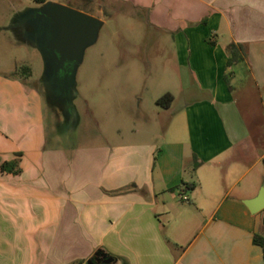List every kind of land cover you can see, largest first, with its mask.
Masks as SVG:
<instances>
[{"label":"crops","instance_id":"1","mask_svg":"<svg viewBox=\"0 0 264 264\" xmlns=\"http://www.w3.org/2000/svg\"><path fill=\"white\" fill-rule=\"evenodd\" d=\"M11 1L10 50L0 55V264H264L254 242L264 209L245 204L264 188V0H104L96 11L97 0H82L103 22L104 9L136 12L183 63L179 101L169 86L160 92L173 101L157 111L156 132L87 146L58 129L77 117L42 53L37 5L48 0ZM26 51L43 57V81ZM233 52L240 59L228 66ZM135 70L105 68L107 88L139 83ZM107 105L123 113L126 103ZM14 160L19 173L2 170Z\"/></svg>","mask_w":264,"mask_h":264},{"label":"rangeland","instance_id":"2","mask_svg":"<svg viewBox=\"0 0 264 264\" xmlns=\"http://www.w3.org/2000/svg\"><path fill=\"white\" fill-rule=\"evenodd\" d=\"M35 4L33 0H21ZM11 0H0V55L4 56L10 50L5 48L7 32L4 29L9 15L7 5ZM19 3L20 1H15ZM60 5L82 11V0H48ZM94 11L104 6V0H97ZM43 5V4H42ZM42 5H37L42 7ZM85 12V11H83ZM162 36V35H160ZM159 35L150 27L137 20L136 12L130 9H104V23L99 30L96 42L87 46L83 51L81 63L77 66L73 82L70 86L66 81L62 87L70 88L68 100L71 110L75 112L77 122L75 128L67 124H59L60 132L73 135L71 140L81 146L100 145L106 142L135 141L148 138L145 130L156 132L157 111H163L157 104L162 95V87H170L176 92L178 100L181 97L180 67L181 59L174 56L170 50L169 41L157 44ZM11 46V45H9ZM13 46V45H12ZM13 49V47H9ZM27 52V51H26ZM27 55L34 67V78L41 82L45 76V62L39 52ZM26 66L29 67L27 63ZM128 67L139 70V83L130 81L127 88L118 87V91L107 88L105 68ZM170 68V70H165ZM134 72V71H133ZM19 73V72H18ZM21 73V72H20ZM20 75V74H19ZM136 77V74H130ZM136 81V80H135ZM54 97V96H53ZM117 97L126 103L123 113L119 109L108 106L110 100ZM57 107L56 99H54ZM51 116V115H50ZM93 116L97 117L96 122ZM49 117V116H48ZM166 114L163 119H166ZM101 130L102 134L97 135ZM264 164V162H262ZM262 164V165H263Z\"/></svg>","mask_w":264,"mask_h":264},{"label":"water","instance_id":"3","mask_svg":"<svg viewBox=\"0 0 264 264\" xmlns=\"http://www.w3.org/2000/svg\"><path fill=\"white\" fill-rule=\"evenodd\" d=\"M39 14L43 18V26L50 29L52 37L43 40L41 47L42 53L48 62V76L56 74L54 83H58V74L66 68L68 71L67 79L70 86L74 79L77 66L81 63L84 49L96 42L99 30L103 21L89 13L79 11L68 6L54 2H45L39 8ZM67 90L69 94V89ZM245 204L252 213H258L264 209V188L260 189L258 196L254 199L246 200ZM112 258L106 260L111 262ZM89 264H94L89 261Z\"/></svg>","mask_w":264,"mask_h":264},{"label":"trees","instance_id":"4","mask_svg":"<svg viewBox=\"0 0 264 264\" xmlns=\"http://www.w3.org/2000/svg\"><path fill=\"white\" fill-rule=\"evenodd\" d=\"M38 2L40 3H44L45 0H37ZM88 1V0H86ZM240 58L237 57V54L235 52L232 53V56L229 58L228 60V66H231L233 65L234 63L238 62ZM20 70L23 71V70H28L29 73L31 72L30 71V68L28 66H22L20 67ZM173 101V96L172 94L170 93H166L164 94L163 96L159 97L157 99V104L161 107H169L171 105ZM18 164V160H14V161H11V162H4L1 166L2 170L3 171H8V172H15V173H19L20 172V169L15 167L17 166ZM199 163L197 162L196 158L194 159V167H196ZM195 187V184H192L190 185V189L194 188ZM136 188V187H134ZM254 242L258 245H260L262 248H263V252H264V225L261 229V233H257L255 234L254 236Z\"/></svg>","mask_w":264,"mask_h":264},{"label":"flooded vegetation","instance_id":"5","mask_svg":"<svg viewBox=\"0 0 264 264\" xmlns=\"http://www.w3.org/2000/svg\"><path fill=\"white\" fill-rule=\"evenodd\" d=\"M42 41L43 40H48L52 37V33L50 31V29H45L44 26H42ZM68 71H70V68H66L64 69L63 71H61L59 74H58V79H59V82L56 83L55 85L60 89V90H63V87H62V83L65 79H67V76H68ZM53 80H55V76L56 74L53 72ZM68 102V101H67Z\"/></svg>","mask_w":264,"mask_h":264},{"label":"built area","instance_id":"6","mask_svg":"<svg viewBox=\"0 0 264 264\" xmlns=\"http://www.w3.org/2000/svg\"><path fill=\"white\" fill-rule=\"evenodd\" d=\"M183 198H184V200H187V197L186 196H184Z\"/></svg>","mask_w":264,"mask_h":264}]
</instances>
